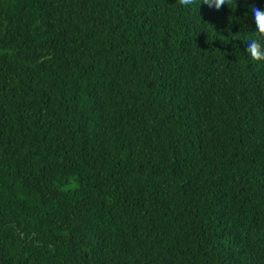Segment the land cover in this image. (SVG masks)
<instances>
[{"label":"trees","instance_id":"trees-1","mask_svg":"<svg viewBox=\"0 0 264 264\" xmlns=\"http://www.w3.org/2000/svg\"><path fill=\"white\" fill-rule=\"evenodd\" d=\"M199 3L0 0V264H264V0Z\"/></svg>","mask_w":264,"mask_h":264},{"label":"clouds","instance_id":"clouds-1","mask_svg":"<svg viewBox=\"0 0 264 264\" xmlns=\"http://www.w3.org/2000/svg\"><path fill=\"white\" fill-rule=\"evenodd\" d=\"M178 3L180 6L188 8L196 4V0H178ZM201 4L214 8L217 11L223 6L234 5V8L239 7L238 0H200L199 6ZM234 8L229 9L234 11ZM249 11L255 27L251 37L245 41V52L249 61L260 64L264 63V10L257 7L255 3H252ZM234 35L239 36L241 34Z\"/></svg>","mask_w":264,"mask_h":264}]
</instances>
